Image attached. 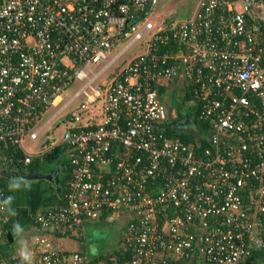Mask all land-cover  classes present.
Here are the masks:
<instances>
[{"label": "built area", "instance_id": "built-area-1", "mask_svg": "<svg viewBox=\"0 0 264 264\" xmlns=\"http://www.w3.org/2000/svg\"><path fill=\"white\" fill-rule=\"evenodd\" d=\"M158 4L0 0V236L9 220L3 173L55 148L72 167L62 202L35 214L33 264H120L46 236L77 235L102 214L128 216L124 264H241L264 252V0H196L186 20L156 25ZM144 39V51L119 64ZM172 81L189 84L208 126L201 153L167 135L176 123L159 86ZM79 100L56 141L48 129ZM43 133L46 149L25 152L23 137Z\"/></svg>", "mask_w": 264, "mask_h": 264}, {"label": "crops", "instance_id": "crops-1", "mask_svg": "<svg viewBox=\"0 0 264 264\" xmlns=\"http://www.w3.org/2000/svg\"><path fill=\"white\" fill-rule=\"evenodd\" d=\"M163 89L164 93L162 95L163 98H161L162 103L166 106L169 115L171 114L173 118H170L172 121H175L174 118H178L179 115H184L182 118H185L189 115L187 114V111L189 108H191V102L186 103L184 101L180 100V103L177 102V107H180V105H188L189 108H184L182 109L177 108L176 106H167V101H168V96L166 97L165 95L168 93H171L173 90L174 92H180L184 94V90L182 89V82H168L163 84ZM162 89V90H163ZM165 98V99H164ZM181 98V96H180ZM171 105V104H169ZM180 109V110H179ZM193 113V110L190 111ZM101 117V111L99 110L98 112L94 111V120L98 122ZM23 168H11L9 171H6L4 174V180L6 181V189L9 192V197H14L12 203L10 206H8V215H9V220L7 223L3 226L2 233L0 236V263L2 261H5L9 258H15L17 255V249L19 247L18 244V237H16L13 232H12V225L15 222H19L23 228H24V238L29 242V247L31 248L34 242V238L40 234L38 229L36 228L34 224V216L37 214L39 211L43 210L44 208L57 204L58 199H59V194L61 191V179H62V172L60 171L59 167H50L48 168V172L52 173L53 176L55 177V180H58V187L52 185L48 181H35L32 182V187L30 191H19V192H13L9 190V181L11 178L14 177H26L27 174L30 173H40L41 170L39 171H34L31 172L28 167ZM46 170V169H45ZM46 170V171H47ZM42 172H45L44 169H42ZM59 189V191H58ZM9 207L11 211H9ZM11 212H15V215H12ZM107 216V215H106ZM104 217V220H97L92 223H87L86 227L77 235H73L72 237H63V236H58V233L54 234H47L46 236L50 239L52 242L53 246L55 248L61 249V250H66V251H75V252H80L86 254L89 258L91 259H103V257H109L107 255H101L96 252V250H91L89 249V242L87 240H90V238L93 236L95 233V228L98 223H103V222H112L113 220H110V218ZM43 234V233H42ZM76 236V237H75ZM78 236V237H77ZM76 242V243H73ZM120 243V242H119ZM77 244H79L81 247L82 245L85 246L86 249H83L81 251H77L78 248H80ZM65 246V247H64ZM69 246V247H68ZM94 248V247H92ZM16 261V260H15ZM18 264V263H17ZM191 264H196V262L191 263ZM241 264H264L262 259L258 257L252 262H242Z\"/></svg>", "mask_w": 264, "mask_h": 264}, {"label": "rangeland", "instance_id": "rangeland-1", "mask_svg": "<svg viewBox=\"0 0 264 264\" xmlns=\"http://www.w3.org/2000/svg\"><path fill=\"white\" fill-rule=\"evenodd\" d=\"M196 4V0H159V4L155 10L154 16L152 17V21H155L156 25H160L161 21L163 19H169L172 18L177 21H183L188 18V16L193 12L194 6ZM157 16V17H156ZM145 40L133 45L129 51L125 53V55L122 57L119 64L125 62H128L131 58H133L135 55H138L144 51L146 48ZM127 41L121 42L118 47L116 48V52L119 51L122 46L126 44ZM95 69H98V67H95ZM82 84L75 81L74 85L68 88L64 94L62 95L63 101L65 102L72 96V94L81 86ZM168 96L167 106H176L177 102L180 103V96L182 97L183 94L180 92H174L173 90L171 93H168L165 95ZM165 99V98H164ZM80 100L77 101L72 107L68 108L60 117L61 123L58 124V122L54 123L48 131L51 132L52 138H54L56 141H61L64 133L66 132L67 128L69 127V122L66 121V117L70 116L71 114H75L78 112L77 106L79 104ZM171 104V105H169ZM182 109L184 111V108H189V106L186 105H180V107H177ZM179 109V110H180ZM54 112V109L49 110L43 117L42 122L45 121L52 113ZM179 119V118H175ZM176 121V120H175ZM174 121V122H175ZM88 118H84L83 123H87ZM177 125H180L184 127V130L187 132H193L194 135H198L197 130H195V118H194V112L189 113V115L185 118L182 122H175ZM22 147L27 153H38L42 151L43 149H46L47 144L45 141V133L40 134L37 140L31 141L29 139V134H26L22 139ZM128 223V216L126 213L121 214L117 218H115L112 222H101L96 225L95 233L90 238V240H87L89 242V249L96 250L98 254L101 255H112L118 248H119V242L121 239V234L124 228L126 227ZM76 243V242H73ZM80 248L77 249V251H81L83 249H86L84 245L82 247L77 244ZM65 247V246H64ZM69 247V246H68ZM94 247V248H92ZM84 251V250H83Z\"/></svg>", "mask_w": 264, "mask_h": 264}, {"label": "trees", "instance_id": "trees-1", "mask_svg": "<svg viewBox=\"0 0 264 264\" xmlns=\"http://www.w3.org/2000/svg\"><path fill=\"white\" fill-rule=\"evenodd\" d=\"M169 47H171V46H165V49H167ZM161 50H162V47H159L158 51L160 52ZM176 82H179V81H176ZM181 82L182 81H180V83ZM182 85H183L182 89L184 90V94L180 99L189 104V102H191V100H192L189 84L187 82H182ZM163 86L164 85L159 86V98H160V100H161V98H163L162 97V95L164 93ZM192 110L194 112V118H195V130L194 131L197 130L198 135H194L193 132H188V131L186 132L184 130V127L177 125V123L175 124V126L171 127L172 129L170 127L167 128V135L168 136H174L175 135V136L179 137L183 142L191 143L192 145H195L197 147V150H196L197 153H201L204 149L209 147V141L207 139L208 126L202 122H199L196 119V110H195V107L193 105L191 106V108H189V110L187 111V114H189L190 111H192ZM183 116L184 115H182V116L179 115V118H182ZM18 156L21 157L22 155L19 153ZM53 166L59 167L60 171L62 172V179H61V185H60L61 191L59 194L60 197H59L58 202H57V203H61L62 202L61 196H62L63 190L65 189L68 182L70 181L71 174H72V167L69 165V160H68V158H66V155L64 154V150L61 148H55L50 153L46 154L42 159L34 160L28 166V168L31 172H34V171H39V170L42 171V169H48V168L53 167ZM16 167L20 168V169L23 168L22 164H17ZM2 185L6 189L7 185H6V181L4 180V178L2 179ZM7 193L9 194L8 190H7ZM105 216H106V214H102L99 217V219L104 220ZM56 233H58L57 234L58 236H63V237H67V236L72 237L73 236V234H70L69 232H67V233L56 232ZM49 234H54V233H49ZM108 256L109 257H103V260H109L111 258H114L120 264L126 263L132 257L130 252L124 251V253H123L121 251V249H119V248L112 255H108ZM258 257H260L262 259V261L264 262V252H259V251L253 252L251 254V256L249 258H247L245 261L246 262H252L255 259H257ZM9 259H12V258H9ZM19 261H20V258L16 257L15 259H13L11 261V263L12 264H17V263L19 264Z\"/></svg>", "mask_w": 264, "mask_h": 264}, {"label": "clouds", "instance_id": "clouds-1", "mask_svg": "<svg viewBox=\"0 0 264 264\" xmlns=\"http://www.w3.org/2000/svg\"><path fill=\"white\" fill-rule=\"evenodd\" d=\"M9 190L13 192L19 191H30L32 187V182L27 177H14L9 181ZM14 197H8L3 201L4 206H10ZM4 208L0 207V211H3ZM9 211H11L9 207ZM12 215H15V212H11ZM13 234L18 237L19 247L17 249V255L20 258L21 264H33V252L29 247V242L24 238V228L19 222H15L12 225Z\"/></svg>", "mask_w": 264, "mask_h": 264}, {"label": "water", "instance_id": "water-1", "mask_svg": "<svg viewBox=\"0 0 264 264\" xmlns=\"http://www.w3.org/2000/svg\"><path fill=\"white\" fill-rule=\"evenodd\" d=\"M181 124H183V121H182ZM46 170L44 169L45 172H42L41 171L40 173L36 172V173L27 174L26 177L29 180H31V182H35V181H48L52 185L57 186L58 185V180L56 181L55 180V177L53 176V174L52 173H49L48 170L47 171ZM58 191H59V189H58Z\"/></svg>", "mask_w": 264, "mask_h": 264}, {"label": "flooded vegetation", "instance_id": "flooded-vegetation-1", "mask_svg": "<svg viewBox=\"0 0 264 264\" xmlns=\"http://www.w3.org/2000/svg\"><path fill=\"white\" fill-rule=\"evenodd\" d=\"M169 114V113H168ZM170 118H173V116L170 114L169 115ZM179 118V117H178ZM175 119V118H174ZM176 121L175 122H182L184 121V118H179V119H175Z\"/></svg>", "mask_w": 264, "mask_h": 264}]
</instances>
